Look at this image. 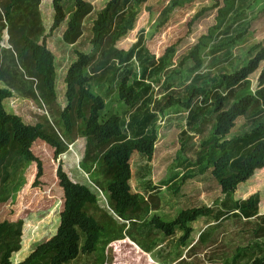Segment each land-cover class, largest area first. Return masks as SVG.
<instances>
[{"label":"trees","instance_id":"obj_1","mask_svg":"<svg viewBox=\"0 0 264 264\" xmlns=\"http://www.w3.org/2000/svg\"><path fill=\"white\" fill-rule=\"evenodd\" d=\"M64 1L67 0H51L52 16L48 34L65 22L62 40L74 44L83 34V23L93 11V4L88 0H72L74 6L67 16ZM148 1L106 0L101 5L90 28V52L76 50L75 59L66 69V105L60 107L55 85V56L46 45L47 35L39 9L42 0H0V200L13 196L24 184L23 175H16L21 163H36L37 173L33 184L40 183L42 161L32 151L37 139L51 146L54 159H57L79 137H83L84 152L79 166L91 176L94 187L102 185L106 189L111 209L123 220L119 232L114 231L112 217L99 205L98 196L90 184L74 181L59 162L56 176L63 190V206L56 231L50 238L38 243L25 259L15 264H67L80 253L93 254V264H104L107 260L106 246L110 242L128 236L143 251L150 252L156 245V231L170 236L179 229L182 232L179 242L185 244L193 232L191 223L199 217L213 216L216 220L229 216L247 220L253 217V237H264V214H259L260 192L243 199L233 196L241 185L253 177L256 170L264 169V118L260 117L264 114V45L260 43L249 48V57L239 68L212 79L213 85L220 87L218 91L192 83L188 86L185 100L170 97L160 107L161 112L174 105L186 109L189 113L188 127L196 129L199 128L204 109L202 105L194 107L195 98L201 96V103L208 105L205 113L208 114L207 121L211 123L212 132L200 141L195 158L196 172L186 178L211 170L224 194V199L217 200L219 207L194 206L180 210L172 220H164L158 215L146 220L150 212L158 208L159 197L151 194L146 198L136 189L132 160L137 154L145 155L148 161L152 159L156 130L151 128L150 132L141 136L129 137L118 114L100 119L105 102L93 91V87L106 83L119 66L132 60V54L139 47H143L146 56L152 57L148 48L138 41L129 49L116 45L135 27L141 8ZM191 1L170 0L162 9L163 19L157 26L166 22L168 13L173 9ZM228 1L224 0L225 3ZM213 8H217L216 23L199 37L180 62L191 61L192 65L188 68L190 73L203 67L202 52L213 32L224 21L226 8L225 5L219 6L215 0L194 15L196 20ZM5 29L8 47L1 45V34ZM242 34L237 35V39H231L230 43L235 44ZM175 47L176 44L166 47L159 71L174 54ZM257 70L259 73L254 92L231 100L233 89L247 81ZM117 93L119 99L128 106L141 98V91L126 76L119 81ZM14 95L34 101L38 108L46 112L39 114L40 118L38 116L35 123L25 122L19 114L5 109L4 102ZM249 116L258 117L256 123L253 122V128L244 134H233V131H238L246 124ZM149 122L150 119L147 120ZM183 133L186 135L181 141L182 150L188 130ZM97 217L104 222V226ZM106 217H109L108 221ZM23 223L22 216L16 220L0 221V264H12L13 253L20 250ZM142 224L153 227L149 236L144 237L139 229L135 233V228L142 229ZM217 226L209 224L199 232L195 243L208 242ZM102 231H105V237ZM123 231H129V234H123ZM82 234L84 239L80 245ZM242 248L235 247L234 252L239 254ZM247 264H264V256H257Z\"/></svg>","mask_w":264,"mask_h":264},{"label":"rangeland","instance_id":"obj_2","mask_svg":"<svg viewBox=\"0 0 264 264\" xmlns=\"http://www.w3.org/2000/svg\"><path fill=\"white\" fill-rule=\"evenodd\" d=\"M88 1L93 4V11L86 17L83 34L74 44H67L62 40L65 22L48 34L52 16L51 0H42L39 6L47 35L46 45L55 56L57 72L55 85L60 107L66 105L64 81L66 69L75 59L76 50L90 52L92 20L101 5L106 2V0ZM169 1L149 0L143 4L135 27L116 44L118 48L129 49L138 41L148 48L152 57L146 56L143 47H139L132 54V60L119 66L106 83L93 87V91L105 102L100 111V119L118 114L122 119V127L129 137L141 136L150 132L151 128L156 130L157 139L152 159L148 161L145 155L137 154L132 160L136 189L146 198L151 194H157L159 197V206L150 212L147 221L153 215H158L164 220H172L180 210L194 206L207 205L216 209L219 207L217 200L224 199V194L211 170L186 178L196 172L195 158L200 141L212 132L211 123L207 121L208 114L205 113L208 105L201 103V96L195 98L197 101L195 100L194 107L202 105L204 109L201 112L199 128L196 129H189V113L186 109L174 105L161 112L160 107L170 97L185 100L188 96V86L192 83L218 91L220 87L214 86L212 79L221 73H230L239 68L248 59V50L253 45L258 43L264 45V0H229L226 3L224 0H217L219 6L225 5L226 17L219 29L213 32L211 40L202 52L203 67L195 73H190L188 68L192 65L191 61L188 60L183 64L180 62L199 37L206 34L209 27L216 23L217 8L207 10L196 20L194 15L200 8L211 5L215 0H192L183 7H176L168 13L166 22L158 27V22L163 19L161 11ZM63 5L69 16L74 6L72 0L64 1ZM240 33H243L240 39L232 45L230 40L237 39ZM1 35V45L8 47L6 29ZM172 44H176L175 52L159 71L161 57L166 47ZM258 73L259 70L255 71L247 81L234 88L231 100L235 101L249 92H254ZM125 76L129 77L130 82L132 81V84L141 91L140 100L132 106L121 101L117 93L119 81ZM4 105L7 111L19 114L27 123H35L39 114L46 112L45 109L38 108L34 101L17 95L8 98ZM260 117L264 118V114ZM148 119H150L149 123H147ZM256 120L258 117L249 116L246 124L232 133L244 134L250 131ZM184 130H188V136L182 150L181 141L186 135L183 133ZM84 144L85 138L79 137L69 146L66 153L54 159L51 146L37 139L32 145V151L42 161L43 168L38 185L33 184L37 173L35 162L21 163L16 170V175H23L24 184L13 196L0 200V221L16 220L20 216L24 218L21 248L13 253L12 264L25 259L38 243L47 240L56 231L63 206V190L56 176L59 162L74 181L90 184L98 196L99 205L109 217H112L114 231L119 232L123 220L111 209L106 189L102 185L99 188L94 187L91 176L79 166ZM247 182L244 183L245 187L238 188L233 195L234 198L243 199L254 192H260L259 214H264V169L256 170ZM109 217H106L107 221ZM97 219L104 226V222L99 217ZM209 224L218 225L211 239L204 244L195 243L199 232ZM191 226L193 232L185 244L179 242L182 236L179 229L170 236H164L156 231L158 234L156 245L150 252L143 251L128 236L114 240L106 246L107 260L104 264H232L234 262L247 264L257 256H264V237L256 238L252 235L255 228L253 217L248 220L237 216H229L222 220H216L213 216L199 217L191 223ZM141 227L142 229L135 228V233L139 229L144 237L149 236L153 229L149 224H142ZM101 233L105 237V231ZM123 234H129V231H123ZM83 239L82 234L80 245ZM193 243L195 244L190 247ZM239 246L244 248L236 254L234 249ZM97 251L98 249L95 252ZM93 259V254L80 253L76 259L67 264H93Z\"/></svg>","mask_w":264,"mask_h":264},{"label":"crops","instance_id":"obj_3","mask_svg":"<svg viewBox=\"0 0 264 264\" xmlns=\"http://www.w3.org/2000/svg\"><path fill=\"white\" fill-rule=\"evenodd\" d=\"M259 170H261V169H259ZM246 184H248V182H247ZM246 184H244V185H241L240 187H245V186H246ZM260 203H261V202H260Z\"/></svg>","mask_w":264,"mask_h":264}]
</instances>
